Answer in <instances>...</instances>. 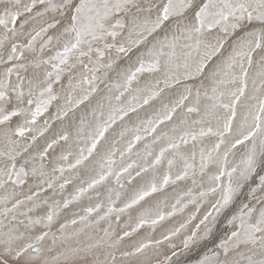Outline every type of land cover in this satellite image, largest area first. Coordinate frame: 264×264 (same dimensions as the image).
<instances>
[{
	"label": "snow or ice",
	"instance_id": "obj_1",
	"mask_svg": "<svg viewBox=\"0 0 264 264\" xmlns=\"http://www.w3.org/2000/svg\"><path fill=\"white\" fill-rule=\"evenodd\" d=\"M0 264H264V0H0Z\"/></svg>",
	"mask_w": 264,
	"mask_h": 264
},
{
	"label": "rangeland",
	"instance_id": "obj_2",
	"mask_svg": "<svg viewBox=\"0 0 264 264\" xmlns=\"http://www.w3.org/2000/svg\"><path fill=\"white\" fill-rule=\"evenodd\" d=\"M69 191H71V189H69Z\"/></svg>",
	"mask_w": 264,
	"mask_h": 264
}]
</instances>
